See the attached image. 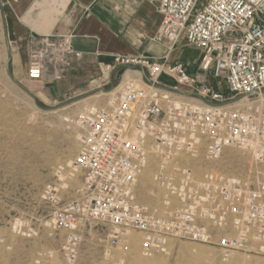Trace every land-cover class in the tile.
I'll list each match as a JSON object with an SVG mask.
<instances>
[{"label": "built area", "instance_id": "2783aa9c", "mask_svg": "<svg viewBox=\"0 0 264 264\" xmlns=\"http://www.w3.org/2000/svg\"><path fill=\"white\" fill-rule=\"evenodd\" d=\"M148 1L161 16L155 39L167 54L161 60L115 55L113 63L141 66L152 83L142 87L127 80L111 107L77 119L80 134L71 164L82 175L81 198L61 202L55 183L43 187L44 200L54 208L52 228L66 232L60 264H75L89 222L121 231L114 237L123 240L124 250L135 230L143 236L145 253L184 239L217 247L225 256L264 255V170L259 169L264 166V0H205L200 9L201 0ZM8 3L0 0V10ZM72 37L31 34L26 77L64 78L69 57L81 56ZM181 38L200 53L195 74L183 62L168 61ZM161 75L170 77L174 88L195 93L197 101L163 95ZM227 147L251 159L253 180L214 168L197 177L182 162L198 148L206 161L215 162ZM152 155L160 162L156 186L177 200L168 216L135 197L138 176Z\"/></svg>", "mask_w": 264, "mask_h": 264}, {"label": "rangeland", "instance_id": "374dc122", "mask_svg": "<svg viewBox=\"0 0 264 264\" xmlns=\"http://www.w3.org/2000/svg\"><path fill=\"white\" fill-rule=\"evenodd\" d=\"M204 1L199 2L197 9L201 8ZM174 51L177 53L176 59L183 62L189 72L196 70L200 55L197 49L181 38L174 46ZM10 52L11 57L16 54L11 49ZM6 57V35L0 19V264H60V248L66 232L52 228L50 214L54 208L44 200L43 187L48 182L55 183L61 202L81 198V172L72 165H61L63 160H72L77 151V136L80 134L77 119L95 110L111 107L117 91L127 80L142 87L145 81L139 68L128 69L119 80L112 74L111 81L107 76L98 78L54 98L48 93L47 87L62 79L33 81L24 74L13 72L10 63L13 76L33 93L39 105L46 108L39 109L32 98L7 76L4 68ZM121 81V87L113 94L103 93L99 89L108 88L111 83L114 89ZM157 82L160 89L167 91L170 90L162 86H175L174 81L166 76H160ZM207 82L213 84L210 75L207 76ZM172 93L175 95L170 96L176 100L191 101L186 96ZM228 149H225L219 160L208 162L203 149L200 151L198 148L192 156L184 155L182 162L197 177L214 168L225 174L253 180L254 177L249 175L251 159L236 148H233L232 153ZM152 157L145 169L156 174L160 162L156 156ZM259 169L264 170V166ZM66 171L67 180L62 175ZM139 183L138 176L135 187L137 201L156 210L160 216H168L176 209V198L157 187L155 181L147 189H143ZM158 192L159 197L156 199ZM157 200L163 203L160 207H155ZM165 208L171 210L165 211ZM14 225H17L16 229ZM120 232L106 223H86L75 264H139L130 259L133 254L130 246L126 250L121 248L123 240L120 237L119 242H116L114 236ZM129 233L142 238L138 231L130 230ZM138 250L146 258V264H223L225 256L217 247L184 239L167 241L166 253L155 250L145 253L142 244ZM232 254L264 264L262 254Z\"/></svg>", "mask_w": 264, "mask_h": 264}, {"label": "crops", "instance_id": "0c3cea01", "mask_svg": "<svg viewBox=\"0 0 264 264\" xmlns=\"http://www.w3.org/2000/svg\"><path fill=\"white\" fill-rule=\"evenodd\" d=\"M0 19L7 43L16 52L11 57V69L24 75L25 46L31 34L73 36V47L81 56L71 55L66 76L47 87L54 98L98 78H111L115 75V55L161 60L168 52L155 39L161 16L155 3L148 0H9L0 10ZM176 56L173 48L168 61H178ZM197 66L191 74L198 72ZM223 262L260 264L232 253L223 256Z\"/></svg>", "mask_w": 264, "mask_h": 264}, {"label": "bare ground", "instance_id": "6f19581e", "mask_svg": "<svg viewBox=\"0 0 264 264\" xmlns=\"http://www.w3.org/2000/svg\"><path fill=\"white\" fill-rule=\"evenodd\" d=\"M126 70H128V69H126ZM125 70V71H126ZM130 70H134V69H130ZM124 74V73H123ZM140 75H141V73H140ZM123 76V75H122ZM122 78V77H121ZM142 80V79H141ZM134 82V81H133ZM123 83V81H121L120 83H119V85L116 87V88H112L109 92L111 93V94H113V93H115V91L119 88V87H121V84ZM135 83V82H134ZM143 83H145V82H143ZM137 84V83H136ZM138 85V84H137ZM159 91L160 92H162V93H165V95L166 96H168V95H175L174 93H172V92H170V91H167V90H163V89H159ZM103 93H108V92H103ZM178 94V93H177ZM181 95V94H180ZM184 96V95H183ZM186 97H188L189 99H191V101H197V99H195V98H193V97H189V96H186ZM77 138H78V136H77ZM229 151L228 152H231L232 153V150H233V148L232 147H229V149H228ZM200 151H201V149H200ZM152 156H154V155H152ZM152 156H150V158L149 159H153V157ZM153 161V160H152ZM148 164H149V162H148ZM148 164H147V166H148ZM61 165H72L71 164V160H70V158H68V159H66V160H63L62 162H61ZM146 166V167H147ZM145 167V168H146ZM143 169L141 172H140V174H139V184H140V186L143 188V189H147V187L149 186V184L150 183H152V184H154V181H155V173L152 171H150V170H147V169ZM159 168V167H158ZM67 172L68 171H66V172H63L62 173V175H63V179H65V180H67L68 179V175H67ZM138 180V179H137ZM161 189V188H160ZM164 191V190H163ZM81 194H83V193H81ZM166 196V195H165ZM158 197H159V192H158V194H156L155 195V198L156 199H158ZM168 198V197H167ZM163 204V203H162ZM161 203H160V201L159 200H157V202L155 203V207L157 206V207H160V205H162ZM146 205V204H145ZM165 211H170L171 210V208H165L164 209ZM171 214V213H170ZM16 226L17 225H14V229H16ZM4 238V237H3ZM6 238V237H5ZM5 240V239H4ZM126 241L127 242H129V244H128V246H130V251L133 253L132 254V256H131V260L132 261H134V262H137V263H139V264H146V258L145 257H143L142 256V254H141V251L139 252V247L141 246V244H142V242H143V236H142V238L139 236V235H135V233L133 234V233H129L128 234V236H127V238H126ZM117 247V246H116ZM0 249H2V248H0ZM166 249V245L163 247V249H159V250H155V252H158V253H161V252H165L166 253V251L167 250H165ZM169 250V249H168ZM129 251V250H128ZM116 255V254H115ZM123 255V254H122ZM126 256V255H125ZM130 257V256H129ZM115 259V258H114ZM129 262H130V260H129ZM148 262V261H147Z\"/></svg>", "mask_w": 264, "mask_h": 264}, {"label": "water", "instance_id": "95a60500", "mask_svg": "<svg viewBox=\"0 0 264 264\" xmlns=\"http://www.w3.org/2000/svg\"><path fill=\"white\" fill-rule=\"evenodd\" d=\"M5 33V30H4ZM6 52H7V57L4 61V68H5V72L7 74V76L11 79V81H13L21 90H23L25 93H27L33 100V103L35 104L36 107H38L39 109H46L45 107L39 105L36 101L35 96L33 95L32 92H30L27 88H25L20 81H18L12 74L11 70H10V63H11V52H10V47L7 43V39H6ZM135 68H139V71L141 73V77L143 78V80L146 83H152L151 79L146 75L144 69L141 66H135V65H126V66H120V67H115L114 68V72H115V78L117 80H119L123 73L125 72L126 69H135ZM112 80V78H110V81ZM159 86V85H158ZM113 88V84L111 83V85L108 88L105 87H99L100 91L102 92H109L111 89ZM162 88H166L168 90H171L173 92L185 95V96H189V97H194L196 96L195 93H191V92H187L184 90H180L174 87H169V86H162Z\"/></svg>", "mask_w": 264, "mask_h": 264}]
</instances>
